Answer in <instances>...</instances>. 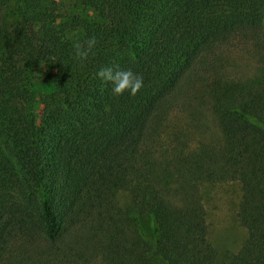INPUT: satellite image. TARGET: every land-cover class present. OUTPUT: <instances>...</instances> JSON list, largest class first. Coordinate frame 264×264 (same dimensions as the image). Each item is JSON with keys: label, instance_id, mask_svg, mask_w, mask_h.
I'll return each instance as SVG.
<instances>
[{"label": "trees", "instance_id": "1", "mask_svg": "<svg viewBox=\"0 0 264 264\" xmlns=\"http://www.w3.org/2000/svg\"><path fill=\"white\" fill-rule=\"evenodd\" d=\"M58 4L0 0V264H264V0H74L67 15ZM235 38L253 42L258 74L214 80L221 139L191 143L202 113L170 129L160 110ZM102 66L143 86L113 95ZM220 180L243 187L236 253L207 239L200 185Z\"/></svg>", "mask_w": 264, "mask_h": 264}, {"label": "rangeland", "instance_id": "2", "mask_svg": "<svg viewBox=\"0 0 264 264\" xmlns=\"http://www.w3.org/2000/svg\"><path fill=\"white\" fill-rule=\"evenodd\" d=\"M58 15H67L74 0H56ZM15 1H12V5ZM217 68L200 67L191 72L182 82L179 91L169 97L160 111H168L167 125L181 127L189 123L194 112L204 116L205 128L191 136V143L204 137L207 140L221 139L217 117L211 105L209 86L214 80H242L250 82L258 74L260 64L254 58L253 42L239 38L230 41L217 53ZM195 130V127H194ZM200 197L205 210L208 242L220 251L238 252L248 237V229L240 220L243 187L239 180L206 181L200 185ZM119 207L126 213L133 203L130 189L121 188L115 193ZM141 224L148 234H152L149 216H141ZM90 255V254H89ZM76 264V263H75ZM78 264H105L99 256H88Z\"/></svg>", "mask_w": 264, "mask_h": 264}, {"label": "clouds", "instance_id": "3", "mask_svg": "<svg viewBox=\"0 0 264 264\" xmlns=\"http://www.w3.org/2000/svg\"><path fill=\"white\" fill-rule=\"evenodd\" d=\"M96 37L92 36L87 39L86 47L81 48L79 45L75 50V57L83 61L95 47ZM96 77L101 81L110 84L113 95L120 96L124 92L135 95L143 86V77L133 72L131 69H119L112 66H102L96 71Z\"/></svg>", "mask_w": 264, "mask_h": 264}]
</instances>
